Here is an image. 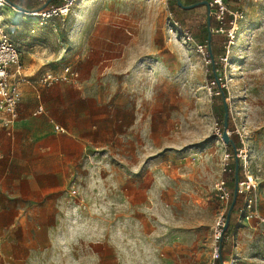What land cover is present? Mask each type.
<instances>
[{
	"label": "rangeland",
	"instance_id": "374dc122",
	"mask_svg": "<svg viewBox=\"0 0 264 264\" xmlns=\"http://www.w3.org/2000/svg\"><path fill=\"white\" fill-rule=\"evenodd\" d=\"M224 4L217 17L175 0H79L65 19L36 27L48 49L37 57L103 79L119 109V135L82 185L72 264H214L228 216L225 261L264 264V0ZM26 17L2 9L13 43ZM215 17H231L230 29ZM225 118L234 149L222 139ZM236 164L247 182L235 186L244 194L229 214L233 198L222 200L216 185ZM226 186L232 195L233 181Z\"/></svg>",
	"mask_w": 264,
	"mask_h": 264
},
{
	"label": "crops",
	"instance_id": "0c3cea01",
	"mask_svg": "<svg viewBox=\"0 0 264 264\" xmlns=\"http://www.w3.org/2000/svg\"><path fill=\"white\" fill-rule=\"evenodd\" d=\"M14 1L28 10L45 3ZM55 1L50 5L61 3ZM26 18L27 28L15 33L20 44H14L21 47L24 73L30 80L22 87L15 126L5 128L0 114V264H47L48 260L53 264L58 255L60 264H72L78 252L72 229L78 207L88 195L82 185L93 179L94 159L100 156L98 162L104 161L119 135L112 129L119 123V109L115 95L94 75L87 79L81 74L77 82L51 87L37 83L44 72H60L63 67L50 65L51 57H37L48 51L39 40V31H44L32 35L36 19ZM39 106L43 112L35 115Z\"/></svg>",
	"mask_w": 264,
	"mask_h": 264
},
{
	"label": "built area",
	"instance_id": "2783aa9c",
	"mask_svg": "<svg viewBox=\"0 0 264 264\" xmlns=\"http://www.w3.org/2000/svg\"><path fill=\"white\" fill-rule=\"evenodd\" d=\"M45 2L46 0H40ZM79 0H61L59 5H51L46 8L23 11L28 17L36 19V23L31 26V34H37L36 26H44L50 19L59 17L65 19L74 5ZM5 5L16 7L9 0H0V9ZM209 13L217 17H222L227 11L224 0H210L208 3ZM241 15H236L237 18ZM232 30L230 31V33ZM234 33V32H233ZM232 33V35H233ZM230 34V36H232ZM203 51L207 46H200ZM204 52V51H203ZM21 47L10 41L4 33V28L0 25V114L2 124L5 128L11 129L19 120V106L22 102V87L29 82V78L24 73L23 62L21 58ZM80 79V73L71 65H65L60 72L46 71L37 80L41 86L51 87L59 82H77ZM43 107L39 106L36 114L42 113ZM230 171V170H229ZM245 183L247 181H244ZM248 182V187H250ZM216 190L222 200H229L231 192L226 186L225 180L219 181ZM237 193L244 194L243 189L237 188ZM251 206V205H250ZM221 236V230L217 232V238ZM223 264H230L223 261Z\"/></svg>",
	"mask_w": 264,
	"mask_h": 264
},
{
	"label": "trees",
	"instance_id": "16d2710c",
	"mask_svg": "<svg viewBox=\"0 0 264 264\" xmlns=\"http://www.w3.org/2000/svg\"><path fill=\"white\" fill-rule=\"evenodd\" d=\"M9 1H10L11 4L21 7L24 11H28V9L26 7L22 6L21 4H18L16 1H14V0H9ZM175 1H176V5L180 9H182L183 11H188V10H191V9L196 8L198 6H201V5H208V4H205V0H202V1H199V2H195L194 4H191V5H186L181 0L180 1L182 2V5H179L178 4V0H175ZM50 2H52V0H46L45 3L40 7V9L41 8H46L48 6H51ZM206 2L208 3V1H206ZM232 22H233V20H232L231 17H228V18L224 17L222 19H219V18H216V17L214 18L215 26L219 27L221 29H224V30L230 29V27L232 25ZM210 24H212V20L211 19H209V21H208V25H210ZM209 39L211 40L210 37H209ZM213 78L217 79V77L214 74H213ZM216 83H217V81L215 82V84ZM219 88H220V91H221V97H222L223 100H225V98L227 97L226 91L224 89H222L220 86H219ZM226 115H228V113ZM224 120H226V118ZM229 145H231L232 149H234L237 144H236V142L234 140L230 139ZM232 171H231L232 174H230L231 175V179L227 178L226 179L227 181L225 179L224 180H225L226 183H229L230 181H233L234 188H235V186L237 185V183L240 182V180L241 181H246V177H244L243 167H242L241 164L234 165ZM232 193L233 194L231 195V198H233V200H232V203H231V206H230V209H229V214H231L235 209H237L238 203H239V198H241L243 196V194H240V193H237V195L235 196L234 189L232 190ZM233 225L234 224H232L231 221H230V216H228L227 223L222 228L221 236H220V238L217 241V243H218V256L216 257V259L214 261V264H223V261L229 260V256H227L226 252H225L226 248L224 247V243H225V241H228V239L231 237V233H232V230H233Z\"/></svg>",
	"mask_w": 264,
	"mask_h": 264
},
{
	"label": "water",
	"instance_id": "95a60500",
	"mask_svg": "<svg viewBox=\"0 0 264 264\" xmlns=\"http://www.w3.org/2000/svg\"><path fill=\"white\" fill-rule=\"evenodd\" d=\"M178 4L182 5V2L180 0H178ZM205 4H208L205 1ZM17 9H20L21 11H24L21 7L14 5ZM222 139L224 140V142L227 144L230 141V137H229V133H228V123H227V118L224 122V131H223V135H222ZM235 196L237 195V188L234 191Z\"/></svg>",
	"mask_w": 264,
	"mask_h": 264
},
{
	"label": "bare ground",
	"instance_id": "6f19581e",
	"mask_svg": "<svg viewBox=\"0 0 264 264\" xmlns=\"http://www.w3.org/2000/svg\"><path fill=\"white\" fill-rule=\"evenodd\" d=\"M8 7H11L10 5H5L4 7H2L1 9H0V13L2 12V9H4V8H8ZM251 178V180H252V182H254V179L252 178V177H250Z\"/></svg>",
	"mask_w": 264,
	"mask_h": 264
}]
</instances>
